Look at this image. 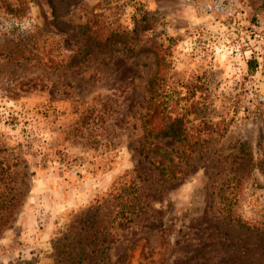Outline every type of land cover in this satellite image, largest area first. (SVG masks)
<instances>
[{"label": "rangeland", "instance_id": "rangeland-1", "mask_svg": "<svg viewBox=\"0 0 264 264\" xmlns=\"http://www.w3.org/2000/svg\"><path fill=\"white\" fill-rule=\"evenodd\" d=\"M199 1L0 0V264H264V0Z\"/></svg>", "mask_w": 264, "mask_h": 264}, {"label": "built area", "instance_id": "built-area-1", "mask_svg": "<svg viewBox=\"0 0 264 264\" xmlns=\"http://www.w3.org/2000/svg\"><path fill=\"white\" fill-rule=\"evenodd\" d=\"M199 2L198 8L202 14L220 19L236 18L241 7V0H200Z\"/></svg>", "mask_w": 264, "mask_h": 264}]
</instances>
